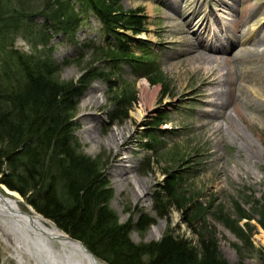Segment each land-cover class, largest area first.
<instances>
[{
    "label": "rangeland",
    "instance_id": "1",
    "mask_svg": "<svg viewBox=\"0 0 264 264\" xmlns=\"http://www.w3.org/2000/svg\"><path fill=\"white\" fill-rule=\"evenodd\" d=\"M184 1L192 2L119 1L124 10H138L143 17L144 27L140 33L132 35L128 31L127 34L147 42V50L142 55L156 67L153 70L145 68L146 73L128 64L113 69L108 61L92 54L94 47L113 43L110 35L100 32V23L92 15L80 22L75 42L65 39L62 33H51L43 25L41 14L34 13L31 22L29 19L23 21L30 23L7 29L9 38L4 37L0 29V45L4 43L6 49L11 45L21 53L48 57L57 65L56 74L63 81L73 80L77 85L83 77L71 118L74 122L71 134L77 142L73 145L81 154L99 161L100 171L104 172L112 193L107 204L119 222L129 221L132 241L158 240L165 230H170L195 242L194 231L211 232L223 262L258 264L264 256V244L256 239L261 230L264 232V84L260 86L247 80L246 102L240 104L236 112L230 109L231 104L223 107L224 113L231 111L234 114L232 125L225 123L224 115L213 112L215 115L210 117L207 126H199L198 122L204 118L203 111L218 109L213 93L220 86L200 84L197 71L193 70L195 65L186 60L180 67L171 65L178 59L177 56L170 58L173 49L183 50L185 47V44L176 43L180 34L175 29L183 30L186 22L178 16L179 6ZM213 1H203L202 7L214 8ZM44 2L21 0L26 10L35 12L43 8ZM257 3L261 4V9L249 19L253 28L251 35L257 38L264 36V0H243L232 4V9L225 7L224 20L218 17V22L212 26L224 30L231 23L236 24L239 15ZM189 32L186 33L189 39L196 42L197 34L191 29ZM227 32L231 33L230 30ZM254 39L249 37L240 45L251 47ZM261 40L254 45L258 52L264 49V39ZM128 42L134 45L132 40ZM214 44L222 45L217 41ZM133 50L137 56L141 55L142 51ZM208 52L220 56V53ZM218 60V66L213 67L222 74L223 59L220 57ZM89 73L93 75L88 76ZM143 81L147 90L156 91L153 95H144L142 100ZM87 96L91 97L90 100L82 103ZM118 99L122 102L116 101ZM137 112L139 115L135 114ZM113 114L116 117L111 119ZM156 119L160 120L158 124L154 123ZM87 121L93 122L94 127L89 131L92 138L85 139L82 128ZM147 122L157 127L155 139L144 137ZM115 128H123L124 143L107 145L105 138ZM125 154L128 164L132 165L127 173L129 177L134 181L147 180L146 187H140L144 194L138 198L131 192V179L118 185L112 182L109 174L114 162L118 161L117 157ZM167 179H172L174 191L170 200L188 207L185 215L175 206L166 208L168 212L165 215L156 212L154 195L157 192L162 194L159 188ZM1 186L5 187L0 182V191L6 194ZM12 191L16 195H9L18 199L19 207L25 211L31 208L36 211L24 197ZM141 215L153 220L146 229L138 227ZM0 264H18L10 247L1 238Z\"/></svg>",
    "mask_w": 264,
    "mask_h": 264
},
{
    "label": "trees",
    "instance_id": "2",
    "mask_svg": "<svg viewBox=\"0 0 264 264\" xmlns=\"http://www.w3.org/2000/svg\"><path fill=\"white\" fill-rule=\"evenodd\" d=\"M119 1L45 0L43 8L35 12L26 10L21 0H0V29L9 38L7 29L28 24L34 13H39L51 33H62L75 42L80 22L92 15L100 23V32L113 38V43L94 47L92 54L108 61L113 69L128 64L143 73L147 67L153 70L155 63L142 55L147 42L127 34L140 33L143 17L138 10H124ZM26 19L30 22H23ZM3 44L0 182L5 187L18 192L41 216L79 239L106 264H228L219 257L211 232L194 231L195 242L170 230L158 240L132 241L129 221L119 222L107 204L112 193L99 161L81 154L73 145L77 142L72 138L71 118L83 77L77 85L73 80L63 81L56 74L57 65L48 57L21 53L11 45L6 49ZM133 49L142 51L141 55ZM155 127L147 122L144 137L155 139ZM171 184L172 179H167L159 188L162 194L154 195L156 212L165 215L166 208L175 206L185 215L188 207L170 200L174 192ZM152 221L141 215L137 224L146 229ZM258 264H264V256Z\"/></svg>",
    "mask_w": 264,
    "mask_h": 264
},
{
    "label": "bare ground",
    "instance_id": "3",
    "mask_svg": "<svg viewBox=\"0 0 264 264\" xmlns=\"http://www.w3.org/2000/svg\"><path fill=\"white\" fill-rule=\"evenodd\" d=\"M203 1L205 0H192L191 4L184 1L182 6H179L178 16L183 17L186 22L183 30L179 27L175 28L176 32L181 35L177 36L176 43L178 45L185 44V47L183 50H179L178 47L173 49L170 58L177 56L178 59L171 62V65L180 67L181 63L186 60L195 65L193 70L197 71L200 84H217L220 86L213 93L216 97L215 106L218 109L203 111L204 118L198 122L199 126L206 127L207 123L211 121L210 117H214L216 113L220 116L224 115L225 123L230 126L233 124L232 116L234 114L230 111L226 112V115L223 107L231 104L230 109L236 112L240 104L246 102L247 80L260 86L264 84V49L258 52L257 47L254 46L262 42L261 38L264 39V36L258 38L252 36L253 28L249 23L251 16L261 9V4L257 3L254 7L249 6V10L239 15L240 19L237 20L236 24L231 23L230 27L224 26V30L219 27L217 30L212 25L218 22L217 19L219 20V18L224 20V8L232 9V4L243 0H229L227 2L214 0V8L202 7ZM218 9L219 13H217ZM190 29L197 34L195 35L197 37L195 38L197 39L196 42L189 39L188 34H186H190ZM227 30H230L231 33H228ZM249 37L255 38L251 41L252 46L248 48L241 46V41H246ZM216 41L222 45H215L214 42ZM208 51L220 53V56H213ZM220 57L223 59L222 68L224 72L222 74L219 73L218 68L213 67V65L218 66V58ZM141 84L143 85L140 94L141 99L144 95H153L156 91L155 89L147 90L145 81ZM91 97L94 96L91 95ZM91 97H85L82 103L88 102ZM135 114L139 115V112ZM92 127H94V123L87 121L82 128V132H85L83 135L85 139H88L87 137L92 138L89 135ZM116 129L105 138L107 145L118 146L124 143L123 128ZM117 158L118 161L114 162L109 170L112 182L122 185L131 179V192H133L134 197L143 196L144 191L140 187L141 185L145 186L147 180L135 179L134 181L133 178L129 177L127 173L132 165L128 164L126 154ZM1 187L6 194H0V238L10 247L11 254L18 264H106L100 258L97 259V257L92 256L79 241H74L65 235V232H62L54 223L32 208L29 211L23 210L18 205V199L9 195V193L12 195H16V193L7 190L6 187ZM256 239L264 244V232L262 230L260 234L256 235Z\"/></svg>",
    "mask_w": 264,
    "mask_h": 264
},
{
    "label": "water",
    "instance_id": "4",
    "mask_svg": "<svg viewBox=\"0 0 264 264\" xmlns=\"http://www.w3.org/2000/svg\"><path fill=\"white\" fill-rule=\"evenodd\" d=\"M0 194H1V192H0ZM53 223H54V222H53ZM59 229H60V228H59ZM60 230H61V229H60ZM62 232H65V231L62 230ZM65 235H67L68 237H70L66 232H65ZM70 238L73 239L74 241H75V240L79 241V242L84 246V244H83L79 239H77V238H73V237H70ZM84 247H85V246H84ZM85 248H87V250L91 253V255L95 257V255H93V253L88 249V247H85ZM98 258H99V257H98ZM98 258H97V259H98Z\"/></svg>",
    "mask_w": 264,
    "mask_h": 264
}]
</instances>
